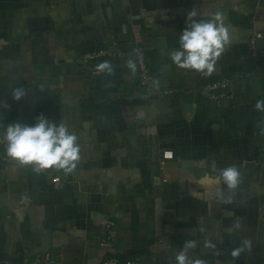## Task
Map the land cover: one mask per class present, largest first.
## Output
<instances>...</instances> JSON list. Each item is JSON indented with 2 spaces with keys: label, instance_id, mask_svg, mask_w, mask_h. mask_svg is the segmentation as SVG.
I'll return each instance as SVG.
<instances>
[{
  "label": "crops",
  "instance_id": "obj_1",
  "mask_svg": "<svg viewBox=\"0 0 264 264\" xmlns=\"http://www.w3.org/2000/svg\"><path fill=\"white\" fill-rule=\"evenodd\" d=\"M193 10L196 20L221 14L228 31L210 75L179 68L168 55ZM96 48L108 54L85 61ZM105 61L110 73L96 70ZM221 78L230 95L213 99L206 84ZM257 100H264V0H0V126L34 124L42 114L65 124L80 146L76 168L65 173L36 172L0 144V264L46 252L64 264H101L106 255L175 264L188 240L196 241L190 256L205 264H264ZM163 149L173 157L161 162ZM229 166L240 172L237 188L198 183ZM244 239L251 248L232 257Z\"/></svg>",
  "mask_w": 264,
  "mask_h": 264
},
{
  "label": "clouds",
  "instance_id": "obj_2",
  "mask_svg": "<svg viewBox=\"0 0 264 264\" xmlns=\"http://www.w3.org/2000/svg\"><path fill=\"white\" fill-rule=\"evenodd\" d=\"M197 16L195 10L189 12L186 27L178 38V47L169 52V58L177 67L210 75L214 71L217 58L221 55L225 45L229 43V35L223 24L221 14H215L208 20L193 19ZM128 67L135 69L129 61ZM97 71L111 72L110 64L105 61L97 65ZM24 90H13V99L20 100ZM255 109L264 112V100H257ZM0 136L4 141L6 155L22 165H32L36 172L48 168L63 170L71 173L80 159V146L77 136L70 132L63 123L48 120L42 114L36 118L34 124L21 122L0 126ZM211 185H222L231 191L240 183V172L233 166L219 169L215 175H206L201 181ZM198 195V193H193ZM217 196L222 202H230L224 192L217 190ZM240 226L236 224L235 229ZM196 247L195 240H188L175 255V264H205L201 259H193L190 250ZM251 248V241L244 239L240 247L233 248L231 256H239L245 249Z\"/></svg>",
  "mask_w": 264,
  "mask_h": 264
},
{
  "label": "built area",
  "instance_id": "obj_3",
  "mask_svg": "<svg viewBox=\"0 0 264 264\" xmlns=\"http://www.w3.org/2000/svg\"><path fill=\"white\" fill-rule=\"evenodd\" d=\"M108 54V51L103 48L90 49L86 51L83 55L85 61H93L99 58L105 57ZM136 60L138 66V77L141 85L146 86L149 83L148 69L144 59V52L138 48L136 52ZM228 88V80L225 78L217 79L206 84V89L211 92L210 97L213 99H221L229 97V93L226 92ZM0 144L4 145L3 138L0 136ZM173 157V152L170 149H163L161 152V162L166 159H171ZM58 179V177H55ZM100 244L102 246L107 244L106 240H101ZM13 264V263H12ZM22 264H64L59 258L52 255L49 252L36 255L33 262L31 263H22ZM101 264H157L156 262H144L133 259H126L123 262H120L117 257L106 255Z\"/></svg>",
  "mask_w": 264,
  "mask_h": 264
}]
</instances>
